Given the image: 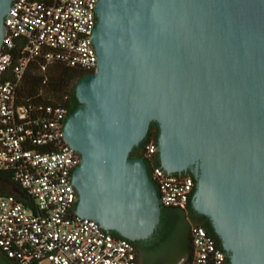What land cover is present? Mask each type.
Returning <instances> with one entry per match:
<instances>
[{
	"label": "water",
	"instance_id": "95a60500",
	"mask_svg": "<svg viewBox=\"0 0 264 264\" xmlns=\"http://www.w3.org/2000/svg\"><path fill=\"white\" fill-rule=\"evenodd\" d=\"M94 13L96 68L61 126L80 158L75 213L130 241L152 234L156 188L129 152L155 121L159 166L193 174L190 204L228 264H264V0H96Z\"/></svg>",
	"mask_w": 264,
	"mask_h": 264
},
{
	"label": "built area",
	"instance_id": "2783aa9c",
	"mask_svg": "<svg viewBox=\"0 0 264 264\" xmlns=\"http://www.w3.org/2000/svg\"><path fill=\"white\" fill-rule=\"evenodd\" d=\"M95 2L12 0L3 17L0 171L20 190L0 192V249L20 264H138L130 240L75 213L77 193L70 184V170L80 158L62 136L66 108L17 100V88L31 61L40 60L41 70L55 61L95 70L90 41ZM156 151V143L148 141L143 156L150 159ZM149 177L160 205H187L194 185L189 175L152 165ZM190 246L185 264H225V252L201 225L191 227Z\"/></svg>",
	"mask_w": 264,
	"mask_h": 264
},
{
	"label": "trees",
	"instance_id": "16d2710c",
	"mask_svg": "<svg viewBox=\"0 0 264 264\" xmlns=\"http://www.w3.org/2000/svg\"><path fill=\"white\" fill-rule=\"evenodd\" d=\"M30 66L24 74L22 82L17 88V100L23 104L28 103H52L59 104L66 108L67 113L74 111L80 104L77 102L74 85L75 83L85 75L92 73L93 71L83 70L76 67L68 66L61 62H51L44 70L40 69V60H34L30 62ZM158 125L155 121H150L146 136L139 144L135 145L129 152L130 157H142L146 163L148 171H150L152 165H159V159L157 152L150 158L143 156L144 145L148 141H153L157 145ZM182 174L189 175L193 182L194 176L191 172L183 171ZM12 189V190H11ZM19 185L16 181L9 178V176L0 171V192L1 193H15L19 191ZM186 206H190V201ZM205 231L212 236L216 246L220 249L221 243L218 236L213 231L212 227L208 228L205 225H201ZM115 237L123 238L116 231H108ZM141 240L131 241L137 248V243ZM223 250V249H222ZM224 251V250H223ZM191 252V246L189 244L186 251V257L182 264H185L189 259ZM225 252V251H224ZM225 264H228L227 253ZM0 256L4 258L3 264H20L12 258H8L4 252L0 249ZM158 262L157 264H159ZM37 264V263H30ZM166 264V263H163Z\"/></svg>",
	"mask_w": 264,
	"mask_h": 264
},
{
	"label": "flooded vegetation",
	"instance_id": "af4514ba",
	"mask_svg": "<svg viewBox=\"0 0 264 264\" xmlns=\"http://www.w3.org/2000/svg\"><path fill=\"white\" fill-rule=\"evenodd\" d=\"M147 172L149 175L148 169ZM193 225H205L208 228L211 227L209 219L205 215L197 212L191 204L184 208L165 207L160 205L158 222L151 235L156 233L170 242L169 249L161 262L166 264H176L182 257L185 259L186 251L190 244V230ZM147 239L141 240L137 243V248L135 247L137 251V263L157 264L158 262L149 256L150 253L145 252L144 246L147 245ZM2 261H4V258L0 256V262Z\"/></svg>",
	"mask_w": 264,
	"mask_h": 264
},
{
	"label": "rangeland",
	"instance_id": "374dc122",
	"mask_svg": "<svg viewBox=\"0 0 264 264\" xmlns=\"http://www.w3.org/2000/svg\"><path fill=\"white\" fill-rule=\"evenodd\" d=\"M147 238H144L147 239L146 240L147 245L144 246L145 252L150 253L149 256L152 257L156 262H160L159 264H163L164 262L161 261L169 249L170 246L169 240L164 239L163 237H161L156 233L153 235H149ZM182 261H184L183 257L180 260H178L176 264H181ZM3 263L4 261L0 262V264Z\"/></svg>",
	"mask_w": 264,
	"mask_h": 264
}]
</instances>
